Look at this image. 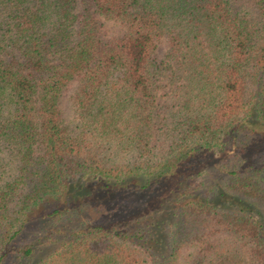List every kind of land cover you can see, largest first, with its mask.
Wrapping results in <instances>:
<instances>
[{
	"label": "trees",
	"instance_id": "16d2710c",
	"mask_svg": "<svg viewBox=\"0 0 264 264\" xmlns=\"http://www.w3.org/2000/svg\"><path fill=\"white\" fill-rule=\"evenodd\" d=\"M260 73L264 21L231 0H0V264H264Z\"/></svg>",
	"mask_w": 264,
	"mask_h": 264
},
{
	"label": "rangeland",
	"instance_id": "374dc122",
	"mask_svg": "<svg viewBox=\"0 0 264 264\" xmlns=\"http://www.w3.org/2000/svg\"><path fill=\"white\" fill-rule=\"evenodd\" d=\"M231 6L233 9H237L242 7V9L249 13V16L252 18L258 20V21H264L263 17L259 15L257 12L255 6L253 5L252 0H231ZM100 26V33L103 35L110 34L111 32L118 31L119 27L117 23H114L112 21H101ZM166 42L165 40L161 39L157 44L155 48V53L158 58H161L164 54V51L166 49ZM261 76L258 81L253 83L252 81L249 82L247 86V92H251L255 86L257 88H264V73L258 74L255 76V79L257 76ZM176 85V81L170 82L169 78L165 76H161L158 80V87L155 90V101H154V114L152 123L150 125V140H149V156L151 160H157L161 157H164L167 152V144H168V134H169V128H170V122H171V115L175 109L174 107V97L172 94V89ZM173 86V87H172ZM72 86L67 87L63 90V95L60 101V110L62 112L63 120L64 122L68 123L71 118V105L68 101V95L70 93ZM254 101V100H253ZM71 121V120H70ZM70 123V122H69ZM261 126H264V124H260ZM255 131L260 132L261 134H255L253 135L255 139L258 140L257 144H253L249 146L250 149L256 150V151H262L264 148V131L256 129ZM224 161V160H223ZM245 162V161H244ZM243 162V163H244ZM248 162V161H247ZM216 162L214 160L213 165L215 166ZM3 170L7 172V170L11 169V165H2ZM207 176L203 178L204 180H209L212 178L213 175V166L207 165ZM216 167V166H215ZM175 183V179L169 180L168 184L165 185L163 190H161V193L159 195H165L166 197H169V199H173L174 195L165 194L169 188L170 185ZM201 191V190H199ZM185 253V252H184Z\"/></svg>",
	"mask_w": 264,
	"mask_h": 264
}]
</instances>
